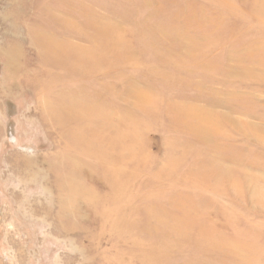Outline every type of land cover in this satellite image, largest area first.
<instances>
[{
	"label": "rangeland",
	"instance_id": "374dc122",
	"mask_svg": "<svg viewBox=\"0 0 264 264\" xmlns=\"http://www.w3.org/2000/svg\"><path fill=\"white\" fill-rule=\"evenodd\" d=\"M0 264H264V0H0Z\"/></svg>",
	"mask_w": 264,
	"mask_h": 264
}]
</instances>
